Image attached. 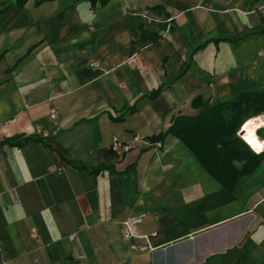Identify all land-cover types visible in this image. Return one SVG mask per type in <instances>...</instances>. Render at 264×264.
<instances>
[{
  "label": "crops",
  "instance_id": "1",
  "mask_svg": "<svg viewBox=\"0 0 264 264\" xmlns=\"http://www.w3.org/2000/svg\"><path fill=\"white\" fill-rule=\"evenodd\" d=\"M254 88L264 0H0V264H264V156L229 189L152 139Z\"/></svg>",
  "mask_w": 264,
  "mask_h": 264
},
{
  "label": "trees",
  "instance_id": "2",
  "mask_svg": "<svg viewBox=\"0 0 264 264\" xmlns=\"http://www.w3.org/2000/svg\"><path fill=\"white\" fill-rule=\"evenodd\" d=\"M162 8L157 5L151 10L161 12ZM165 27V23L150 19L132 35L140 42H153L162 36ZM157 92L153 90L150 96ZM260 116H264V88L243 90L236 97L218 101L196 115L174 116L168 129L152 139L162 140L166 134L179 138L215 180L231 189L239 176L253 171L264 156V150L255 153L238 134ZM256 134L264 139V127ZM30 138L38 139L18 135L3 142L21 146Z\"/></svg>",
  "mask_w": 264,
  "mask_h": 264
},
{
  "label": "built area",
  "instance_id": "3",
  "mask_svg": "<svg viewBox=\"0 0 264 264\" xmlns=\"http://www.w3.org/2000/svg\"><path fill=\"white\" fill-rule=\"evenodd\" d=\"M51 117L52 118L56 117V112L53 110L51 111ZM238 134H239V132H238ZM134 140H137V137H135ZM110 147L116 154L121 155L122 153L128 151L132 147V145H131V143H121L118 139L114 138ZM252 150L255 153H259L254 148H252ZM144 216H145L144 214H140L137 217L128 218L125 221H123V223H122L124 237L129 242L131 249L140 250V251H143L146 249L145 246L138 245L136 243V239L139 238V235H137L136 230H135L136 225L142 221ZM30 236L34 239L38 238V232H37V229L35 227H32L30 229ZM145 238H147V237H145Z\"/></svg>",
  "mask_w": 264,
  "mask_h": 264
},
{
  "label": "bare ground",
  "instance_id": "4",
  "mask_svg": "<svg viewBox=\"0 0 264 264\" xmlns=\"http://www.w3.org/2000/svg\"><path fill=\"white\" fill-rule=\"evenodd\" d=\"M262 126H264V119H260L253 124H247L240 130L241 137H243L244 141L258 152L264 149V140L259 139L256 135V131Z\"/></svg>",
  "mask_w": 264,
  "mask_h": 264
}]
</instances>
